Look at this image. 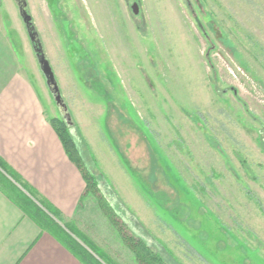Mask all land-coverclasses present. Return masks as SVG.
Instances as JSON below:
<instances>
[{
  "label": "rangeland",
  "instance_id": "rangeland-1",
  "mask_svg": "<svg viewBox=\"0 0 264 264\" xmlns=\"http://www.w3.org/2000/svg\"><path fill=\"white\" fill-rule=\"evenodd\" d=\"M25 1L118 224H141L178 264H264V0ZM2 2L21 70L60 119ZM97 195L68 227L107 264H139Z\"/></svg>",
  "mask_w": 264,
  "mask_h": 264
},
{
  "label": "crops",
  "instance_id": "crops-1",
  "mask_svg": "<svg viewBox=\"0 0 264 264\" xmlns=\"http://www.w3.org/2000/svg\"><path fill=\"white\" fill-rule=\"evenodd\" d=\"M2 23L0 18V159L59 212V223L71 225L85 184L43 113ZM0 264L82 263L0 191Z\"/></svg>",
  "mask_w": 264,
  "mask_h": 264
},
{
  "label": "trees",
  "instance_id": "trees-1",
  "mask_svg": "<svg viewBox=\"0 0 264 264\" xmlns=\"http://www.w3.org/2000/svg\"><path fill=\"white\" fill-rule=\"evenodd\" d=\"M1 5V0H0ZM28 13V10H27ZM49 123L57 135L65 154L73 165L78 169L85 184L84 192L79 201L78 207H81L82 200L89 193L99 192L98 204L112 225L117 228L126 245L132 251L136 261L139 264H178L172 252L165 246L161 245L155 239H151L143 229L142 225L131 220L130 223L122 220V225L118 224L117 218L121 217L116 210L119 207L118 200L109 201L104 196L103 188L110 191L105 184L101 173L93 174L95 162L89 156L87 145L74 132L72 124H69L62 116L60 119H49ZM6 176H9L14 182L25 190L28 195L24 194L13 182ZM0 191L14 203L31 221L40 229L50 233L63 247L73 254L82 264H107L105 260L97 255L92 244L77 231L69 228V223L59 225L61 222L59 212L45 199L40 197L32 188H30L17 174H15L0 159ZM114 205L116 207H114ZM58 220V222L56 221ZM128 226L131 236L125 235L124 227ZM71 226V225H70ZM123 227V228H122ZM80 239L85 246L75 240ZM96 256H94L93 254Z\"/></svg>",
  "mask_w": 264,
  "mask_h": 264
},
{
  "label": "water",
  "instance_id": "water-1",
  "mask_svg": "<svg viewBox=\"0 0 264 264\" xmlns=\"http://www.w3.org/2000/svg\"><path fill=\"white\" fill-rule=\"evenodd\" d=\"M15 3H16V6L18 8L20 18H21V20H22V22L26 28L28 37H29L30 42L32 44V48H33V51L35 53V57L37 60L38 67H39V69H40V71H41V73L45 79L46 87H47L49 93L51 94V96L55 102L56 108L58 109L60 115L69 124H71L70 115H69L67 106L61 98L59 88H58L56 79L54 77L53 71L51 69V66H50L48 60L45 58V55H44L43 50L41 48V43H40L38 34H37L33 24H32L31 16L27 13L26 1L25 0H15ZM132 10H133L134 14L137 12L136 5L132 6ZM21 190L24 191L23 189H21Z\"/></svg>",
  "mask_w": 264,
  "mask_h": 264
}]
</instances>
